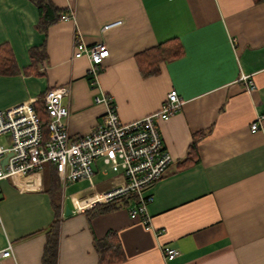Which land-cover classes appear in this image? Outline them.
<instances>
[{"label":"crops","instance_id":"1","mask_svg":"<svg viewBox=\"0 0 264 264\" xmlns=\"http://www.w3.org/2000/svg\"><path fill=\"white\" fill-rule=\"evenodd\" d=\"M51 1L73 16L42 33L33 2L0 0V44L9 46L17 67L30 65L32 47L44 45L47 54L38 75L0 74V110L65 85V125L77 137L102 121L106 106L95 101L101 94L112 98L124 123L158 110L172 89L183 100L158 123L173 160L145 192L152 196L146 204L150 228L126 208L88 218L85 211L102 193L124 182L98 160L92 184L68 183L69 193L61 186L57 264H97L93 236L109 230L117 231L125 253L119 264H264V1ZM76 37L88 45L104 42L109 50L96 82L87 74L88 58L74 57ZM176 43L179 56L164 54L157 72L141 73V60ZM255 121L259 128L252 132ZM200 132L197 161L180 167ZM35 180L1 183L0 248L10 242L13 253L3 264H41L54 215L48 166ZM78 182L86 185L76 188ZM66 198L75 210L69 215ZM164 248L178 253L164 259Z\"/></svg>","mask_w":264,"mask_h":264},{"label":"built area","instance_id":"2","mask_svg":"<svg viewBox=\"0 0 264 264\" xmlns=\"http://www.w3.org/2000/svg\"><path fill=\"white\" fill-rule=\"evenodd\" d=\"M72 16V11L68 9L61 15V20ZM117 23L119 21L104 28ZM74 47V57L84 55L88 58L87 74L96 82L109 55L106 44L96 42L88 45L76 37ZM248 78V75H241V80L252 89L253 83ZM67 94L68 87L65 85L44 92L45 109L49 116V135L45 139L33 102L24 101L0 110V193L2 181L19 178L33 183L48 164L54 165L61 186L79 180L92 184L93 165L100 160L105 165L104 171L120 173L124 182L102 193V199L95 204L133 192L138 196V203L126 209L131 217H140L146 229L150 228L146 204L152 196L145 192L162 177L173 160L164 147L158 123L177 112L183 100L172 89L158 110L124 123L118 117L112 98L101 94L95 97V101L106 106L102 121L89 133L72 137L65 125L68 109L63 98ZM258 128V121L250 124L252 132ZM177 253L174 248H164L162 252L164 259H172ZM11 257L12 244L8 242L0 248V264Z\"/></svg>","mask_w":264,"mask_h":264},{"label":"trees","instance_id":"3","mask_svg":"<svg viewBox=\"0 0 264 264\" xmlns=\"http://www.w3.org/2000/svg\"><path fill=\"white\" fill-rule=\"evenodd\" d=\"M35 4L38 10V21L35 28L45 33L48 27L61 20V15L65 13L64 9L58 8L51 0H30ZM259 3L264 0H254ZM179 44H173L166 51L160 46L156 49V54L151 55L149 59L141 60V73L150 75L158 71L156 64L164 59V54L167 58L179 56L181 52ZM147 53V52H146ZM148 55V53H147ZM31 63L28 67L20 70L14 60L11 49L7 44H0V74L15 75L22 71L26 75H38L37 65L47 60V54L44 45L32 47L29 49ZM142 59V58H141ZM145 63V64H144ZM147 63V64H146ZM150 66V68H148ZM156 66V67H154ZM33 107L37 117L41 123V131L43 139L49 135L48 121L49 116L45 109L44 93L33 102ZM203 133H196L193 136L192 142L189 144L186 157L180 162V167L193 164L197 161L196 143L201 138ZM48 187L46 192L51 200L53 209V219L45 231L46 241L44 244L41 264H57V248L59 239V229L61 223V184L57 177L54 165L48 164ZM138 203V196L133 192H128L119 195L105 203H96L90 209L86 210L88 218L96 215L108 213L120 208H128L132 204ZM93 247L97 254V264H119L125 260V253L117 231L109 230L102 237L93 236Z\"/></svg>","mask_w":264,"mask_h":264},{"label":"water","instance_id":"4","mask_svg":"<svg viewBox=\"0 0 264 264\" xmlns=\"http://www.w3.org/2000/svg\"><path fill=\"white\" fill-rule=\"evenodd\" d=\"M6 158H4L3 162H5ZM72 213L70 201L68 198L65 199V205H64V215H69Z\"/></svg>","mask_w":264,"mask_h":264},{"label":"rangeland","instance_id":"5","mask_svg":"<svg viewBox=\"0 0 264 264\" xmlns=\"http://www.w3.org/2000/svg\"><path fill=\"white\" fill-rule=\"evenodd\" d=\"M85 185H86L85 182H78L77 185H76V188H79V187H82V186H85ZM69 186H65V193H69L70 192L71 187H69Z\"/></svg>","mask_w":264,"mask_h":264},{"label":"bare ground","instance_id":"6","mask_svg":"<svg viewBox=\"0 0 264 264\" xmlns=\"http://www.w3.org/2000/svg\"><path fill=\"white\" fill-rule=\"evenodd\" d=\"M102 197H103V195H102Z\"/></svg>","mask_w":264,"mask_h":264}]
</instances>
